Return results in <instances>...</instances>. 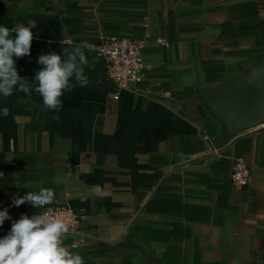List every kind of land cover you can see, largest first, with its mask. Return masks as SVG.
<instances>
[{
	"label": "crops",
	"instance_id": "0c3cea01",
	"mask_svg": "<svg viewBox=\"0 0 264 264\" xmlns=\"http://www.w3.org/2000/svg\"><path fill=\"white\" fill-rule=\"evenodd\" d=\"M29 21L19 76L33 81L41 54L81 46L90 83L65 92L58 113L35 91L0 96V210L12 218L0 237L21 214L66 203L81 221L65 240L111 245L95 264H264V122L220 148L223 122L198 93L264 57V0H0V24ZM123 36L145 40L133 90L92 48ZM239 157L252 172L241 188ZM41 188L55 193L44 209L13 205Z\"/></svg>",
	"mask_w": 264,
	"mask_h": 264
},
{
	"label": "clouds",
	"instance_id": "9594fccd",
	"mask_svg": "<svg viewBox=\"0 0 264 264\" xmlns=\"http://www.w3.org/2000/svg\"><path fill=\"white\" fill-rule=\"evenodd\" d=\"M35 27L34 21H29L27 25L17 23L11 28L0 24V96L10 97L14 89L28 96L35 91L42 97L43 108L58 113L62 110L61 97L65 92L72 91L77 85H89V78L85 74L89 61L83 47L64 48L62 55L49 52L38 57L37 64L41 67L33 81L19 76L14 57L18 59L31 54L34 39L32 29ZM0 114L7 116L8 108L0 109ZM54 119L58 120L59 116H54ZM93 191L100 193V187L94 186ZM54 199L53 190L41 188L38 192L29 191L23 196L14 195L12 203L19 207L27 202L42 210ZM6 219L12 218L8 209L4 208L0 210V226ZM68 235L69 224L63 219L43 211L31 216L21 214L18 219L12 220L7 234L0 237V264H84L79 253H73L63 246Z\"/></svg>",
	"mask_w": 264,
	"mask_h": 264
},
{
	"label": "water",
	"instance_id": "95a60500",
	"mask_svg": "<svg viewBox=\"0 0 264 264\" xmlns=\"http://www.w3.org/2000/svg\"><path fill=\"white\" fill-rule=\"evenodd\" d=\"M204 104L223 122L218 145L224 148L242 130L264 122V57L223 84L198 90Z\"/></svg>",
	"mask_w": 264,
	"mask_h": 264
},
{
	"label": "built area",
	"instance_id": "2783aa9c",
	"mask_svg": "<svg viewBox=\"0 0 264 264\" xmlns=\"http://www.w3.org/2000/svg\"><path fill=\"white\" fill-rule=\"evenodd\" d=\"M145 40L123 36L102 37L92 46L95 54L104 60L109 76L115 81L119 90H133L147 66L143 55ZM118 99L119 94H114ZM252 178L250 164L242 157L236 158L233 165L232 183L236 187L247 186ZM45 214L63 219L69 224V231L80 223V215L66 203L47 207Z\"/></svg>",
	"mask_w": 264,
	"mask_h": 264
},
{
	"label": "trees",
	"instance_id": "16d2710c",
	"mask_svg": "<svg viewBox=\"0 0 264 264\" xmlns=\"http://www.w3.org/2000/svg\"><path fill=\"white\" fill-rule=\"evenodd\" d=\"M64 244L70 245L68 248L69 251L73 253H79L83 260L84 264H95L94 259L97 257H103L108 254V248L111 246L110 243L99 241L89 245H73L72 240L63 241Z\"/></svg>",
	"mask_w": 264,
	"mask_h": 264
}]
</instances>
